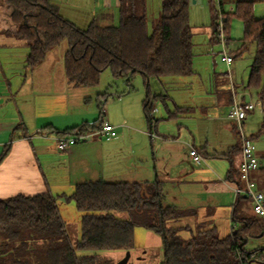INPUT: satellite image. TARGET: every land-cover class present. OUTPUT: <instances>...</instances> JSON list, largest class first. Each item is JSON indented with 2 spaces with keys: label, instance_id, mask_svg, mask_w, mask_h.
Listing matches in <instances>:
<instances>
[{
  "label": "trees",
  "instance_id": "16d2710c",
  "mask_svg": "<svg viewBox=\"0 0 264 264\" xmlns=\"http://www.w3.org/2000/svg\"><path fill=\"white\" fill-rule=\"evenodd\" d=\"M257 2L264 0H237L235 10L226 12L225 0H219L220 14H214L212 42H221L217 27L220 15L226 19V46L231 21L240 19L243 37L235 56H242L252 44L256 45L247 86L264 94V17L254 14ZM2 4L11 9L14 27L4 33L28 47V67L38 66L49 51L67 41L64 67L68 82L75 87L97 86L108 69L128 84L131 77L140 74L148 92L144 112L150 125L154 113L150 80L194 74L190 0H162L160 17L151 30L147 0H120L118 25H102L96 16L84 30L65 18L53 0H0ZM102 95L105 97L106 93ZM78 129L86 131L89 126L71 128L58 135H72ZM262 134L264 126L259 132ZM162 185L160 180H97L77 185L69 196L82 212L81 236L75 246L67 235L58 196L46 192L2 199L0 264H105L98 256L80 252L128 251L134 245L135 226L161 235L162 264H264V248H246L250 238L264 234V219L254 212L240 213L239 204L245 196L237 197L232 213V220L238 225L221 237L213 219H201L197 208L164 205ZM116 212H125L128 218L121 219Z\"/></svg>",
  "mask_w": 264,
  "mask_h": 264
},
{
  "label": "crops",
  "instance_id": "0c3cea01",
  "mask_svg": "<svg viewBox=\"0 0 264 264\" xmlns=\"http://www.w3.org/2000/svg\"><path fill=\"white\" fill-rule=\"evenodd\" d=\"M233 1L235 0H229V2L234 3ZM199 2L204 3V0H190L192 32L195 36L194 30H202L212 41L214 14H220V11H214L212 18L205 12L204 21H198L193 15L191 7ZM91 3H93L91 8L102 11L93 16L96 17L101 14L100 18L105 20L106 24L112 22L111 17L114 18L116 11L119 15L120 0H92ZM62 4H58L60 13L71 20L73 18V3H65L62 0ZM76 5L80 6L77 3ZM231 6L236 5L234 3ZM234 8L231 7L228 11L233 12ZM87 9L90 10L88 7ZM254 14L257 18L264 16V3H255ZM208 18L211 21L210 24L206 25ZM11 24L9 17L3 19L0 17V200L19 194L33 196L50 192L58 196L60 201L63 198L62 194H72L79 184L97 180L105 181V178L129 177L131 163H128V160L132 161L134 157L140 160L145 158L144 150L141 147V149H137V145L139 146V143L143 142L142 140L148 132L142 116L137 114V116L139 115L138 123L133 121L127 123L122 109L118 107L125 98L119 101L109 100L106 116L104 108H106L108 101L104 99L102 102L101 99L106 98L107 92L105 97L102 93L98 94L97 103L95 106L93 105V110L83 112L85 104L80 98H75L78 95V90L74 92V88L80 89V87L77 88L69 82L66 83L64 54L61 58V65L59 60L57 63L59 67L56 66L59 74L61 73V75H57V80H54V76L56 77L54 73L49 76L46 68L49 65L44 67L47 55L38 66L28 67L26 63L29 54L28 47L11 34L4 33V31L14 29ZM86 24H89V21ZM7 36L15 39L4 41V37ZM229 37L231 40L230 35ZM230 40L228 44H230ZM231 55L235 56V52ZM235 61L236 56L232 65L228 66L229 72L225 74L229 76L228 74L232 73L237 79L240 69L235 65ZM252 61L248 65L249 70H251ZM247 72L241 73L243 77L240 78L241 83L238 82L234 87L239 94L249 91L252 99L258 103L256 110L248 111L245 131L248 136L255 140L260 164L259 169L252 174V178L257 183L258 189L264 193V134L259 135L264 126V94L248 88L250 72ZM194 73H197L196 68ZM215 83H217L216 79ZM241 84L244 86L243 88ZM203 87V91L201 90L200 93L204 97L201 103L204 104L201 107L204 117L200 115V118L206 119L207 124L205 128L203 126L196 127L190 133L194 137L191 144L204 157L205 163H194L187 151L185 165L190 163L192 166L187 167L181 164L176 167L171 166V171L178 168L175 172H181L186 169L187 175L180 180V183L190 184L191 191L194 186L198 187L201 193L200 199L204 197L201 199L203 201L201 205L195 203L200 201L197 199L184 208H197L201 219L209 217L213 219L214 223L225 218V221H228V228L232 229L237 226L233 220L231 223L229 221L232 219L235 204L238 202L234 185L239 176L241 153L236 126L227 117L233 101L232 87L229 85L223 87L221 84L216 85L214 89L209 86ZM129 97L130 95L126 98ZM90 101L92 103V99ZM175 107V113L180 115L195 112L194 106L175 103ZM184 107L186 110H178ZM97 110H100V117L90 123V120L95 118ZM154 110L156 109L154 108ZM103 121H107L116 127L118 134L115 138L106 140L104 144L96 135L92 141L77 143L69 146L65 151L58 150L56 142V137L59 136L58 132L83 126H89V130L93 131ZM120 126L123 127L119 131ZM161 129L166 131L164 128ZM198 129L200 132L197 131ZM39 130L45 132V135H41ZM148 133L152 135V125H150ZM199 133L201 136L198 135ZM135 134L138 137L137 145L126 148L124 144L128 139H133ZM161 136L164 145H168L171 139L165 133ZM94 154L98 160L95 163H103L101 168L98 165L99 170L97 167L93 169L91 165L94 162L92 159ZM144 164L145 162H142L140 166L142 169L140 177L137 175L133 181L126 182H150L146 177V169L142 168ZM164 173L165 178H171L167 169ZM156 180H160L164 184V180L159 179L157 175ZM239 207L238 210L242 215L253 214L250 199L244 197Z\"/></svg>",
  "mask_w": 264,
  "mask_h": 264
},
{
  "label": "rangeland",
  "instance_id": "374dc122",
  "mask_svg": "<svg viewBox=\"0 0 264 264\" xmlns=\"http://www.w3.org/2000/svg\"><path fill=\"white\" fill-rule=\"evenodd\" d=\"M53 1L57 4H62V0ZM63 1H65V3H73V18L71 19V21L83 30L88 26V24H86L87 21H89V23L92 21V17H94V14H99L100 12H102L91 8V6L93 5V3H91L92 0ZM76 3L80 6H77ZM233 4L234 3L229 2V0H225V11L229 12L228 10L231 7L234 8L235 6H231ZM62 6L63 4L61 5V7ZM87 7L90 8V10H88ZM161 7L162 0H147V16L150 30L160 17ZM191 10L198 21H204L205 12L209 15L210 18H212V14L214 11H220L219 0H204V3L199 2L198 4H193ZM10 13L11 9L7 4L0 5L1 19L7 17L10 18ZM99 17H101V14L99 15ZM112 17V22H108V24H106L105 20H102L101 18H99L98 20L102 25H118L120 17L117 11L116 13H114V18ZM210 18H208V22L206 23V25L210 24ZM230 29L231 40L226 49L229 53H233L237 50L240 44V40L243 37L242 21L240 19L234 18L230 23ZM200 31L194 30L195 36L193 67L194 70L196 68L197 73H194L190 76H167L162 78L161 81H158L157 79L150 80L149 90L152 94L151 102L153 108L156 109L152 116V135L148 133L150 130V123L148 122L143 110V102L146 99L148 92L143 81L144 79L140 74H135L133 77H131L130 83L128 84L126 79L117 78L112 74L110 69H108L102 73L100 83L97 86L81 87L83 89L74 88V92H77L78 90V95L75 98H80L83 104H85L83 112L93 110V105L95 106L97 103L98 94H104L107 92L106 98L101 99L102 102H104V99L108 101L106 108H104L106 116L107 109H109V100L119 101L120 99L125 98L122 100L123 102L118 107L122 109L127 123H130L132 121L138 123L139 115L137 116V114H140V116H142L143 120L146 123L148 132L147 135H145V138L142 140L143 142L139 143V146L137 145L138 137L136 136V134L134 135L133 139H128L124 144L126 148H129L131 146L135 147L136 145L138 147L137 149L142 148L144 150L145 158L140 160L139 158L134 157L132 161L128 160V163H131L129 177L123 176L117 179L105 178V181H133L137 175V177H140L142 171L140 166L142 162H145L142 168L144 170L146 169V177L150 182L155 181L156 175L159 179L162 178L164 180L162 189L165 193V198L163 199V204L175 205L180 208L187 207V204L189 205L190 203H193L192 201L200 199L201 195L198 187L194 186L193 190L191 191L192 187L190 184L180 183V180L187 175L185 172L186 169L181 172H175L178 170V168L171 171V166L176 167L180 166V164L185 165L187 151L189 153L190 148L194 146L193 144H191L194 141V137L192 136L190 131L193 132L196 127L198 128L203 126L205 128L207 124L206 119L200 118V115L201 117H204V114H202L201 112V107L204 105L201 103L204 100V97H202L203 94L200 93V91H203V86H209L214 89L218 84H221L223 87H226L228 85L232 87V84L235 85L238 82L241 83L240 78H243L241 73H246L247 71V73H249L251 71L249 70L248 65L250 64L251 60L254 59L256 52V45L252 44L246 53H244L242 56L236 57L235 65L238 67V69H240L238 73L239 78L236 79V76L234 74L232 75V73H230L231 76L230 74H228L229 76H226L225 73L229 72V69L227 64L221 61V52L224 51L223 45L220 42H212L209 37L205 35V33H203L202 30ZM14 39L15 38L13 37H4V41H13ZM67 48L68 42L64 41L59 46L55 47L47 53L44 67L49 65L48 67H46L47 72L49 73V76L53 73L56 75V77L54 76V80H57V75H61V73L59 74L58 72L57 67L59 66H57V63H59L60 60L61 65V58ZM215 79L217 80V83H215ZM67 82L68 80H66V83ZM243 87L244 86H242V88ZM157 94L158 97L155 98ZM128 95H130V97L126 98ZM90 99H92V103ZM206 100L208 99L206 98ZM191 102L193 103V105H191ZM175 103L185 106H194L195 112L193 114L186 113L185 115L175 113ZM113 108L117 109L115 107ZM184 109L186 110L185 107ZM95 115V118H92L90 120V123H93V121H95L94 119L100 117V110H97V113ZM92 117L94 116L92 115ZM245 122L244 130L246 129ZM235 126L237 135H239V128L236 124ZM120 127L121 128H119V131L123 126ZM161 128L166 129V131H163ZM199 129L197 131L200 132ZM163 133L167 134V136L171 139L168 145H164V141H162L161 135H163ZM198 135L201 136L200 133ZM98 138H100L102 143L105 144L106 140L104 139V137L98 136ZM94 139L95 137L93 138V140ZM92 159L94 161L91 164L93 166V169L94 167L98 168L100 166L101 168L103 166V163H95V161L97 160L95 154L92 156ZM166 166L167 168H165ZM185 166L190 167L192 165H190L189 163V165ZM166 169L167 172H170L171 178L169 179L163 176ZM62 195L63 198L59 201L61 214L63 220L66 223L67 235L70 238L73 246H75L81 236L82 212L76 208L74 201L69 198V196L72 194ZM203 198L204 197H201V199ZM201 199L200 201L195 203H197V205H201L203 203ZM115 214L121 219L128 218V214L125 212H116ZM229 222L231 223L232 219H230ZM235 223L237 224V222ZM215 224L218 227V232L221 237H225L231 232V229L228 228V221H225V218H223V220H219L217 223L215 222ZM246 248L249 250L264 248V234L259 237L250 238L247 242ZM127 252H130V258L127 264H162L164 261V244L161 235L155 233L151 229H147L141 226L134 227V245L132 249L128 251L121 249L104 252H80V254L84 253L87 255L98 256V258H101L102 261L105 262V264H120L125 259ZM252 264L261 263L253 262Z\"/></svg>",
  "mask_w": 264,
  "mask_h": 264
},
{
  "label": "built area",
  "instance_id": "2783aa9c",
  "mask_svg": "<svg viewBox=\"0 0 264 264\" xmlns=\"http://www.w3.org/2000/svg\"><path fill=\"white\" fill-rule=\"evenodd\" d=\"M225 20V17L220 15L217 20V27L221 40L220 43L224 47V51L221 52V61L227 64V66H230L234 61V57L230 55L226 49ZM232 92L233 101L227 117L238 126V137L241 145L239 182L234 185V192L237 197L245 196L246 198H249L255 215L264 219V193L258 189L257 183L252 178V174L260 167L257 147L255 140L248 136L244 130V122L247 119L248 111L258 108V103L252 99V95L249 91L239 94L235 91L234 86L232 85ZM94 130L84 131L78 129L72 135L57 136L56 142L58 150L65 151L69 146H73L77 143L92 141L96 135L104 137L106 140H111L118 134L116 127L107 121L101 122L99 126L96 127V130ZM39 133L45 135V132L41 130H39ZM188 154L196 164L205 162L204 157L194 146L190 148Z\"/></svg>",
  "mask_w": 264,
  "mask_h": 264
},
{
  "label": "water",
  "instance_id": "95a60500",
  "mask_svg": "<svg viewBox=\"0 0 264 264\" xmlns=\"http://www.w3.org/2000/svg\"><path fill=\"white\" fill-rule=\"evenodd\" d=\"M161 205V202H160ZM247 242V240H245L242 244L241 247ZM130 258V252H127L125 259L120 263V264H127L128 260Z\"/></svg>",
  "mask_w": 264,
  "mask_h": 264
}]
</instances>
